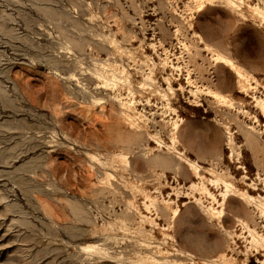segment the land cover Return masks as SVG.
<instances>
[{"label":"rangeland","instance_id":"obj_1","mask_svg":"<svg viewBox=\"0 0 264 264\" xmlns=\"http://www.w3.org/2000/svg\"><path fill=\"white\" fill-rule=\"evenodd\" d=\"M0 264H264V0H0Z\"/></svg>","mask_w":264,"mask_h":264}]
</instances>
